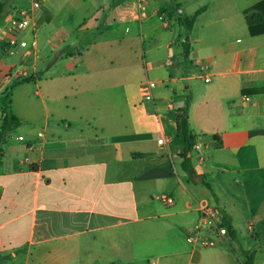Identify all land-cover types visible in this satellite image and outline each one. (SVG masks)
Instances as JSON below:
<instances>
[{
	"label": "crops",
	"instance_id": "1",
	"mask_svg": "<svg viewBox=\"0 0 264 264\" xmlns=\"http://www.w3.org/2000/svg\"><path fill=\"white\" fill-rule=\"evenodd\" d=\"M261 1L102 0L76 20L48 0L10 55L31 2L3 8L0 95L14 86L19 125L1 143L0 264H264V34L247 20ZM181 111L203 137L191 171ZM203 202L235 240L187 243Z\"/></svg>",
	"mask_w": 264,
	"mask_h": 264
},
{
	"label": "built area",
	"instance_id": "2",
	"mask_svg": "<svg viewBox=\"0 0 264 264\" xmlns=\"http://www.w3.org/2000/svg\"><path fill=\"white\" fill-rule=\"evenodd\" d=\"M48 0H31V5L23 10L16 11L9 21V25L5 30V53L14 54L18 47L26 48L28 42L19 37L28 31L31 28L37 26L36 16L38 12L42 9L43 5ZM148 0H139L141 5H144ZM4 43V42H3ZM27 69L15 70L11 73L10 76L16 77L19 79L21 77L27 76ZM206 81H210L209 77L205 78ZM156 87V83L153 81H148L142 88L145 90L144 99L147 101L153 100L152 90ZM6 118L4 112L0 113V128L3 121ZM20 140H23V137H19ZM202 141L203 137H197V144L195 146L196 150H202ZM160 143H163L164 140L160 139ZM34 149V147H33ZM162 201L167 206H172L175 204V200L170 196H164ZM222 216L219 210L210 205L207 202H203L200 206V217L195 225L194 229L190 230L187 233V243L193 248H205V247H215L221 242L229 239L228 230L226 227L222 226Z\"/></svg>",
	"mask_w": 264,
	"mask_h": 264
},
{
	"label": "trees",
	"instance_id": "3",
	"mask_svg": "<svg viewBox=\"0 0 264 264\" xmlns=\"http://www.w3.org/2000/svg\"><path fill=\"white\" fill-rule=\"evenodd\" d=\"M3 4L0 2V14L3 10ZM252 11L260 12V14L254 13L251 18H248L249 22V30L252 35L257 34H264V27L261 28L260 31H257L258 29H254L253 21L254 19H260L262 21V24L264 26V0L255 5L252 9ZM28 79H25V82H28ZM13 90L14 86L10 88H6L4 92L0 95V105L3 107V112L6 114V118L2 123V126L0 128V154L1 151V143L4 140L5 136L10 132L12 129L17 127L19 125V121L17 117L12 113V98H13ZM179 130L182 132L185 138V144H186V150L185 153L182 155L183 158V168L187 171L192 170V165L190 163V155L194 151V148L196 146L197 137L194 136L192 133L188 130V123L186 119V111H181L179 115ZM222 216V221L224 227L227 228L228 234L231 240L236 239V232L233 229V226L231 222L225 218L222 214V211L219 207L215 206ZM243 264H255V253H249L244 255V262Z\"/></svg>",
	"mask_w": 264,
	"mask_h": 264
},
{
	"label": "rangeland",
	"instance_id": "4",
	"mask_svg": "<svg viewBox=\"0 0 264 264\" xmlns=\"http://www.w3.org/2000/svg\"><path fill=\"white\" fill-rule=\"evenodd\" d=\"M102 0H49V2H54L57 4L64 5L65 8L62 12H60V16L67 14L69 17H73L76 20H79L80 18H83L86 13H88L90 10L91 5H96L97 3L101 2ZM186 2V8L185 13L187 14L188 10H191V8L195 7L197 3H200L201 0H184ZM0 2L3 4L5 8L14 7L15 5L24 3V4H30L31 0H0ZM80 8H77V7ZM3 7V8H4ZM237 252L238 249H237Z\"/></svg>",
	"mask_w": 264,
	"mask_h": 264
}]
</instances>
